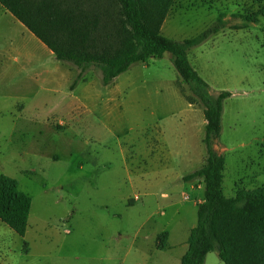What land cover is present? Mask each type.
<instances>
[{"label": "rangeland", "instance_id": "rangeland-1", "mask_svg": "<svg viewBox=\"0 0 264 264\" xmlns=\"http://www.w3.org/2000/svg\"><path fill=\"white\" fill-rule=\"evenodd\" d=\"M263 8L173 0L162 27L183 41L225 15L189 60L213 95L231 94L214 146L228 197L264 190V15L240 17ZM80 74L19 24L0 35V176L32 198L24 238L0 221V262L181 264L204 198L202 181L185 180L206 159L203 106L170 54L109 86L94 67ZM205 264L224 263L212 252Z\"/></svg>", "mask_w": 264, "mask_h": 264}, {"label": "trees", "instance_id": "trees-1", "mask_svg": "<svg viewBox=\"0 0 264 264\" xmlns=\"http://www.w3.org/2000/svg\"><path fill=\"white\" fill-rule=\"evenodd\" d=\"M173 0H0V4L41 41L58 61L80 71L101 72L109 86L136 64L171 55L182 82L203 106L206 121L204 164L185 180H200L204 198L198 204L197 225L188 238L181 264H205L217 252L224 264H264V190L224 193L226 158L215 149L222 133L227 91L212 88L195 70L189 52L225 29L222 14L200 35L177 41L163 35L162 27ZM264 8L240 15L257 23ZM242 29V28H236ZM32 210V198L19 190L18 181L0 176V221L24 238ZM0 264H2L0 262Z\"/></svg>", "mask_w": 264, "mask_h": 264}, {"label": "crops", "instance_id": "crops-1", "mask_svg": "<svg viewBox=\"0 0 264 264\" xmlns=\"http://www.w3.org/2000/svg\"><path fill=\"white\" fill-rule=\"evenodd\" d=\"M0 23L4 26L0 31V35L7 34L9 35L11 31L17 29V25L19 24L23 31H27L31 35H33L22 23H20L10 12H8L1 4H0ZM7 26L5 27V25ZM8 27V29H6ZM8 30V31H7ZM34 36V35H33ZM41 42V41H40ZM42 43V42H41ZM43 44V43H42ZM44 45V44H43ZM194 228V227H193ZM186 253V252H185ZM207 259V258H206Z\"/></svg>", "mask_w": 264, "mask_h": 264}]
</instances>
